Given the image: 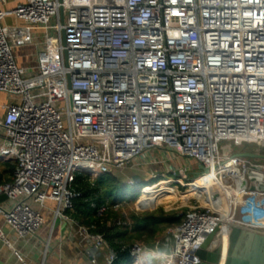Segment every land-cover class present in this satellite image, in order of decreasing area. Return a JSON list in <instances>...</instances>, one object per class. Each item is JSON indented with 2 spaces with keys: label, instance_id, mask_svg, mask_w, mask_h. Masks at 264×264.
<instances>
[{
  "label": "built area",
  "instance_id": "obj_1",
  "mask_svg": "<svg viewBox=\"0 0 264 264\" xmlns=\"http://www.w3.org/2000/svg\"><path fill=\"white\" fill-rule=\"evenodd\" d=\"M7 15L42 30L34 67L16 64L19 29L3 27ZM0 93L18 98L0 104V160L14 164L0 183V217L18 239L36 235L46 210L107 249L88 252L89 264H114L104 234L69 214L81 196L75 178L156 163L152 149L194 159L199 176L214 172L240 199L228 196L225 221L208 206L188 210L167 229V248L121 245L132 264H196L206 236L227 224L264 232V159L219 151L222 141L264 142V0H22L0 9ZM241 207L259 223L238 216ZM48 249L49 240L43 258Z\"/></svg>",
  "mask_w": 264,
  "mask_h": 264
},
{
  "label": "trees",
  "instance_id": "obj_2",
  "mask_svg": "<svg viewBox=\"0 0 264 264\" xmlns=\"http://www.w3.org/2000/svg\"><path fill=\"white\" fill-rule=\"evenodd\" d=\"M1 161L4 165L3 173H7L8 176L3 180L0 175V183L11 179L14 168L13 162ZM137 176L140 179L138 174L135 175V177ZM198 179L199 175L189 184L190 188L181 194H178L175 188L165 186L161 188L160 193L154 196L149 193L143 195L144 187L140 195V204L149 199L163 196H171L173 199L179 197L185 200L189 195H198V197L204 201L202 195L205 193V197L208 199L206 204L214 210H217V208L220 210L215 189L214 191L210 190L207 192L205 188H197L199 187L197 184ZM139 183H136L138 187H128L129 185L123 182L118 170L98 175L94 179H91L88 174H78L75 178L74 185L76 189L81 192V196L73 200L74 208L69 214L80 224L86 226L94 225L95 228L92 230L104 234L107 244L119 253V258L114 264H132L127 250H120L121 245L127 246L139 240L142 244L144 243L147 248L156 247L159 245L158 239L164 235L168 228L179 224L185 214V211H165L162 207L144 212L132 210L125 215H123L119 209L115 210L113 208L115 203H129L138 198L139 189L144 184L143 182H141V184ZM149 191L150 187L146 188V192ZM91 202L95 204H105L107 206L106 211L102 215H97L95 208L90 206ZM119 219L125 223L116 224Z\"/></svg>",
  "mask_w": 264,
  "mask_h": 264
},
{
  "label": "crops",
  "instance_id": "obj_3",
  "mask_svg": "<svg viewBox=\"0 0 264 264\" xmlns=\"http://www.w3.org/2000/svg\"><path fill=\"white\" fill-rule=\"evenodd\" d=\"M21 1H0V9H12ZM1 23L8 29H19L10 35L16 64L20 67H34L38 61V47L43 41L42 30L27 26L13 15L5 16ZM0 95H3L4 99L7 97L3 93ZM149 158L155 159L152 152L149 153ZM48 205L53 207L54 203L48 201ZM41 213L44 216L43 226L36 235L30 236L26 240L18 239L0 217V229L5 237L3 239L0 236V264H22V261L25 264H41L43 259V264H89L88 252L102 256L106 253L105 247L96 248L93 243L80 239L65 221L57 220L53 224L51 213L46 210H41ZM46 215L51 217V222L48 224ZM47 240H49V249L43 258L44 244Z\"/></svg>",
  "mask_w": 264,
  "mask_h": 264
},
{
  "label": "rangeland",
  "instance_id": "obj_4",
  "mask_svg": "<svg viewBox=\"0 0 264 264\" xmlns=\"http://www.w3.org/2000/svg\"><path fill=\"white\" fill-rule=\"evenodd\" d=\"M16 99L11 98L10 96H7L4 99L3 95H0V102H6L10 103V101L13 100V102H17V97ZM2 131L0 130V134ZM226 149V150H225ZM259 150L260 152H264V142H259L255 140H250V141H243V140H232V141H222L219 143V151L221 155L223 156H232L237 153L243 152V151H252V150ZM152 154L155 157L156 163H152L150 165H144L135 169H125L123 171H119L120 175L123 179V182L128 184V187H138L136 183L141 184L143 182V186L139 189V196L135 201L129 202V203H121L119 204L118 208L119 211L122 213L127 214L128 212L135 210L137 212H144V211H151L152 209L162 207L165 211H179V212H184L185 213L192 209L193 207H200L201 209L205 208L208 206L206 204L207 200L206 199V194L203 193L202 199L198 197V195H189L187 199H181V198H175L171 196H163L155 199H149L145 201L144 203L140 204V195L143 190V195H147L148 193L152 196L160 193L161 188L168 186L170 188H175L178 194H181L185 191H187L190 188L189 183L193 182L196 179L197 175H200L203 172V169L201 165H199L194 159L191 158H185L181 157L179 155H176L173 153V155H167L166 153L164 154V150L161 149H152L151 150ZM188 168V171L186 172V177L181 180V182H177L176 179L179 177L178 169L179 168ZM4 165L2 161L0 160V175L1 178L4 180L7 178L8 174H4ZM153 175H157V177L153 178ZM139 175L140 179L135 178L137 182L134 183H129V179H134L135 175ZM204 175L199 176V179L197 180V184L199 187L197 188H205V191H214L215 187L214 186H205L203 184V177ZM95 177L91 178L94 179ZM198 178V177H197ZM171 179V180H170ZM141 186V185H139ZM146 186H150V191L146 192ZM204 192V190H203ZM139 199V201H138ZM244 204H247L250 206V201L249 199L245 198L244 199ZM227 209H229V204L228 201L226 203ZM142 209H141V208ZM209 207V206H208ZM144 208H150V209H144ZM218 210V208H217ZM249 209L247 207H241L238 210V216L246 217L250 220L249 216ZM46 223H50V216L46 215ZM255 215H254V217ZM139 241V240H137ZM141 243V241H139ZM171 238L168 235L167 231L164 233L163 236H161L158 239V244L160 247L167 248L170 246ZM144 245V243H143Z\"/></svg>",
  "mask_w": 264,
  "mask_h": 264
},
{
  "label": "water",
  "instance_id": "obj_5",
  "mask_svg": "<svg viewBox=\"0 0 264 264\" xmlns=\"http://www.w3.org/2000/svg\"><path fill=\"white\" fill-rule=\"evenodd\" d=\"M235 156L264 159V154L248 151L237 153ZM248 177L261 178L253 172L249 173ZM135 178L139 179L138 176ZM226 227L228 246L224 259L222 260L221 241L211 245L215 231L206 236L196 251V264H264V232L232 224H227ZM149 257L152 258L151 255Z\"/></svg>",
  "mask_w": 264,
  "mask_h": 264
},
{
  "label": "bare ground",
  "instance_id": "obj_6",
  "mask_svg": "<svg viewBox=\"0 0 264 264\" xmlns=\"http://www.w3.org/2000/svg\"><path fill=\"white\" fill-rule=\"evenodd\" d=\"M203 184L205 186H214L215 187V193H216V198L218 201V206L220 210H216L219 211V213L223 216V220H227V216H228V211L229 209H227V198L228 196L231 194V192H235L236 193V199H240V194L238 189L235 190H229L226 189L225 187L222 186V184H219L218 181H216L217 176L214 172L206 174L203 176ZM244 205V204H243ZM249 218L251 223H259L258 220H256L253 215V210L250 209V213H249ZM224 225V224H223ZM222 225V227H224ZM223 229H226L225 227ZM220 240L221 241V248H222V252L225 253L227 250V231L223 230L222 232L216 233V235L214 236V239L211 242V245L216 244L217 241Z\"/></svg>",
  "mask_w": 264,
  "mask_h": 264
}]
</instances>
